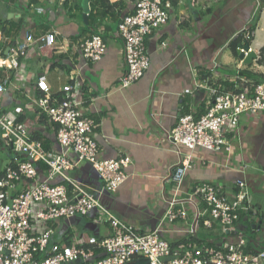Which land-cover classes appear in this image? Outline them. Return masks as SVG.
Returning a JSON list of instances; mask_svg holds the SVG:
<instances>
[{"label":"crops","instance_id":"0c3cea01","mask_svg":"<svg viewBox=\"0 0 264 264\" xmlns=\"http://www.w3.org/2000/svg\"><path fill=\"white\" fill-rule=\"evenodd\" d=\"M84 1L0 0V57H8L28 33L40 36L55 31L57 35L53 46H32L23 60L26 78L9 72L12 83L0 95L1 107L27 123L46 148L59 150L56 125L35 106L36 98L42 95L37 80L44 75L53 95L62 94L66 84L79 82L82 111L98 124L94 135L100 155L131 158L126 169L128 179L115 192L102 197L109 210L141 230H155L167 211L168 199L174 195V183L168 179L173 178L182 158L191 154L197 162L187 171L178 191L184 199L178 207L186 209L187 219L166 224L162 237L173 247L193 238L197 243L218 247L245 240L247 250H264V112L241 116L238 129L230 137L233 149L229 154L205 148L190 150L184 145L179 152L168 136L181 116L199 118L205 114L211 101L210 84L224 89L229 82L235 85L229 89L253 86L254 80L240 72L264 74V61H260L261 67L242 62L239 45L237 53L231 47L240 35L242 43L246 41L243 29L256 21L253 36L245 45L248 43L254 52L264 48V0H170L169 20L146 38L150 67L127 87L121 86L126 61L118 25L133 12L136 0H87V18ZM92 11L95 18L91 19ZM95 32L102 34L107 43L98 61L86 59L79 47ZM6 74L5 67L0 66V78ZM71 157L76 155L71 153ZM70 175L91 189L103 185L88 162L81 163ZM239 179L248 184L256 214H243L233 230L226 232L218 221L212 227L205 225L207 213L200 204L196 223L197 207L187 200L194 188L208 182L232 196ZM193 225L195 231L190 234ZM77 227L83 232L76 234ZM57 228L55 239H84L88 244L112 233L110 224L101 221L96 211L60 222ZM128 264H147V260L136 257Z\"/></svg>","mask_w":264,"mask_h":264},{"label":"built area","instance_id":"2783aa9c","mask_svg":"<svg viewBox=\"0 0 264 264\" xmlns=\"http://www.w3.org/2000/svg\"><path fill=\"white\" fill-rule=\"evenodd\" d=\"M169 8L170 0H136L133 12L119 22L126 61L121 86L138 81L150 67L146 38L167 23ZM243 32L249 41L248 27ZM56 42L55 31L40 36L28 33L8 57H0V66L7 72L0 78V95L11 86V70L18 78H26L23 60L33 45L53 46ZM245 42L238 47L244 54L242 62L254 52L248 43L249 47L245 48ZM79 47L86 59L98 61L105 54L107 43L102 34L95 33L81 41ZM254 53L251 62L261 67L262 54ZM36 87L42 95L36 98L35 106L56 125L60 149L46 148L27 123L0 105V149L10 154L0 173V264H128L136 257L145 258L147 264H264V250H247L245 240L238 244L226 242L218 247L197 243L191 238L173 247L162 237L166 224L179 218L187 219L186 209L178 207L184 202L178 191L187 171L197 162L191 154L182 158L173 178L168 179L176 189L173 188L174 195L168 199L167 211L155 230H141L117 217L106 207L102 197L115 192L128 179L126 169L131 158L100 155L94 135L98 124L82 111L79 82L66 84L62 94L53 95L42 75ZM208 88L211 101L205 114L199 118L192 114L181 116L168 133L179 152L184 145L190 150L205 148L229 154L233 149L230 137L238 129L241 116L264 112V82L228 90L213 83ZM71 153L76 157H71ZM83 162L90 163L99 173L103 180L101 187L91 189L71 177L70 172ZM187 200L197 207L198 220L201 204L207 213L205 225L212 227L218 221L226 232L233 230L243 214L250 217L256 214L250 189L242 179L237 181L232 196L220 186L205 182L197 185ZM93 211L101 221L110 224L112 233L93 244L84 239L71 242L55 239L60 222L87 216ZM195 227L189 229L190 234H194Z\"/></svg>","mask_w":264,"mask_h":264},{"label":"trees","instance_id":"16d2710c","mask_svg":"<svg viewBox=\"0 0 264 264\" xmlns=\"http://www.w3.org/2000/svg\"><path fill=\"white\" fill-rule=\"evenodd\" d=\"M91 19L92 18H95L94 17V14H93V11L91 12ZM93 16V17H92ZM91 25V24H90ZM256 29V21L254 24H251L248 28V31L249 33L251 34V37L253 36V33H254V30ZM97 33V32H95ZM242 38L243 36L240 35L238 38H236L232 43H231V47L233 49V51L235 53H237V46L242 43ZM261 54H262V57H261V60L260 61H264V48L261 50ZM241 74L243 75H246L247 77L249 78H252L254 80V85L257 84V83H261V82H264V74L262 73H259V72H253L251 70H244L242 72H240ZM226 86V84H225ZM235 85L234 84H231L230 82L227 83V87L226 89H229V88H233ZM45 118V117H44ZM192 240H196V239H193ZM69 242V241H68Z\"/></svg>","mask_w":264,"mask_h":264},{"label":"water","instance_id":"95a60500","mask_svg":"<svg viewBox=\"0 0 264 264\" xmlns=\"http://www.w3.org/2000/svg\"><path fill=\"white\" fill-rule=\"evenodd\" d=\"M89 12H90V10H89V6L87 4V0H85L84 1V18H87L88 17ZM240 46H243L242 43L239 44V47ZM248 47H249V45L246 44L245 45V48H248ZM243 56H244V54L243 53H240V57L243 58ZM252 57H255V53L254 52H251L250 53L249 57L246 58L245 62H251ZM165 187H167V186H165ZM167 197H168V195H167ZM197 220L198 219H196V223H197Z\"/></svg>","mask_w":264,"mask_h":264},{"label":"rangeland","instance_id":"374dc122","mask_svg":"<svg viewBox=\"0 0 264 264\" xmlns=\"http://www.w3.org/2000/svg\"><path fill=\"white\" fill-rule=\"evenodd\" d=\"M7 110H15V107H7ZM8 154H7V151H2L0 150V169L4 167L5 163L8 162ZM76 231V234L79 232V233H82V227H77V229L75 230Z\"/></svg>","mask_w":264,"mask_h":264}]
</instances>
